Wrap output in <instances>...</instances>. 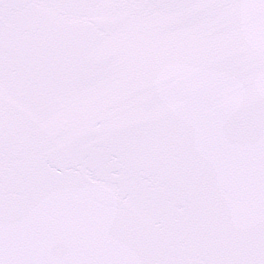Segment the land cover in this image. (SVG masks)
Instances as JSON below:
<instances>
[{"label":"snow or ice","instance_id":"snow-or-ice-1","mask_svg":"<svg viewBox=\"0 0 264 264\" xmlns=\"http://www.w3.org/2000/svg\"><path fill=\"white\" fill-rule=\"evenodd\" d=\"M0 264H264V0H0Z\"/></svg>","mask_w":264,"mask_h":264}]
</instances>
